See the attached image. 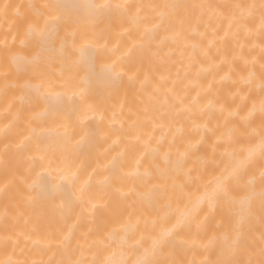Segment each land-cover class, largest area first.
<instances>
[{"label":"bare ground","instance_id":"obj_1","mask_svg":"<svg viewBox=\"0 0 264 264\" xmlns=\"http://www.w3.org/2000/svg\"><path fill=\"white\" fill-rule=\"evenodd\" d=\"M55 2L0 0V264H260L264 0H61L113 7L61 23L51 104L14 58Z\"/></svg>","mask_w":264,"mask_h":264},{"label":"snow or ice","instance_id":"obj_2","mask_svg":"<svg viewBox=\"0 0 264 264\" xmlns=\"http://www.w3.org/2000/svg\"><path fill=\"white\" fill-rule=\"evenodd\" d=\"M4 7L6 9L9 6L4 5ZM31 7L37 8V12H36L37 21L29 26L26 33V39L35 45L37 54L34 58L25 57V56L16 57L14 58V61L18 65L32 66L33 69L37 73H39L42 77L41 84L36 86L35 88L28 89V92L36 97H42L51 104H55L56 102H58L59 94L53 96V93L47 89L41 91V88L43 87L44 84L43 73L41 72V68L44 63L49 62L51 60L50 54L56 51L55 43L59 35L61 23L73 22L86 9H92L97 12H101L113 6L107 3L89 5V4H80V3H65V2H61V0H57V2L55 3H46L40 6L32 5ZM115 7H122V6L116 5ZM164 7L179 9L184 6L165 5ZM262 7H264V5H262ZM72 47H73V51L74 52L78 51L81 57H84L86 55L87 50L85 48L77 49L75 42H73ZM60 55L64 57H68L71 55V53H66L62 45L60 49ZM260 110L261 112H264V99H262L261 101ZM261 155H264V139H262L261 141ZM232 175H235V171L233 172ZM260 180H261V190L259 192V198L261 202V209L262 211H264V171L261 172ZM224 193H226L225 181L221 180L216 184V186L213 188L212 192L208 196L209 207L214 208L219 195ZM175 228H176L175 225L165 227L160 232L159 236L153 240V247L151 250L153 254L157 249L161 251L163 250L164 245H166L169 242L170 238L175 232ZM238 240L239 237L237 238V242ZM146 255H147V250H146ZM262 255H264V249H262ZM135 264H158V262L146 258L136 261ZM225 264H234V262L227 261L225 262ZM248 264H253V262L249 261ZM260 264H264V260H262Z\"/></svg>","mask_w":264,"mask_h":264}]
</instances>
